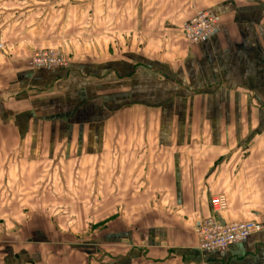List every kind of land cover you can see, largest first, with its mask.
<instances>
[{
	"label": "crops",
	"instance_id": "1",
	"mask_svg": "<svg viewBox=\"0 0 264 264\" xmlns=\"http://www.w3.org/2000/svg\"><path fill=\"white\" fill-rule=\"evenodd\" d=\"M199 11L219 32L189 45ZM43 49L68 68H32ZM52 164L71 195L48 205ZM215 196L221 225L264 217V0H0L3 264H46L15 241L51 207L102 209L116 229L96 253L65 249L66 264H264V233L197 248Z\"/></svg>",
	"mask_w": 264,
	"mask_h": 264
},
{
	"label": "rangeland",
	"instance_id": "2",
	"mask_svg": "<svg viewBox=\"0 0 264 264\" xmlns=\"http://www.w3.org/2000/svg\"><path fill=\"white\" fill-rule=\"evenodd\" d=\"M63 55L66 56L65 54ZM66 57L69 60V64H70L71 63L70 58L68 56ZM30 59H29V63H30ZM49 69H66V68L52 67ZM74 167H76V164L72 166V168ZM76 168L79 169L78 166ZM47 171H48L47 197H48V205H49V204H54V203H49V200H54V199L58 200L60 196L63 195L70 196L71 193L64 194L63 192L64 187L63 185H60V179L58 177L51 176L53 175V173H56L54 164H52L50 169ZM75 173L77 174V171ZM71 176L72 173L69 175L68 179H77V176L73 178H71ZM99 195L100 194H96V193L85 194L86 196L85 201H87V199L92 201L94 200L95 197H96L95 199L101 198L99 197ZM57 204L62 205L61 203H57ZM63 204H68V203H63ZM79 211L66 209L62 207L47 208L46 226H45L46 231L45 228L43 229V231L42 229H40V231H42L40 232V234L35 231H32V235L30 236L31 242L30 243L28 242L26 244H23V241L16 233L15 243L16 244L19 243L18 245H16V252L20 250L22 251L23 249H27L30 250L32 254H34L36 250L39 248L43 249L42 251L46 249L47 253L44 259L46 264H57L58 254L62 256L61 258L65 263L66 260L64 256L66 254L65 249H71L74 247L87 248V246H83V244H90V245L93 244L88 249H92V251H94L95 253L97 250L101 251L103 247L102 246L103 241H100V236L102 235L103 231L108 229L110 231L116 230L111 224L110 225L106 224V222L110 221L112 218L110 220H106L105 222H103V217H105V215H104V210L102 209L95 210L93 212L92 209L79 210ZM106 212H107L106 214H113L112 210L110 211L107 210ZM19 231L17 232L19 233ZM37 235L39 238L35 240ZM100 254L102 253L100 252ZM26 259H30V257ZM0 264H3V262L0 261Z\"/></svg>",
	"mask_w": 264,
	"mask_h": 264
},
{
	"label": "built area",
	"instance_id": "3",
	"mask_svg": "<svg viewBox=\"0 0 264 264\" xmlns=\"http://www.w3.org/2000/svg\"><path fill=\"white\" fill-rule=\"evenodd\" d=\"M218 32V19L210 11L196 12L181 28V35L189 45L204 42ZM30 65L34 69L67 68L69 60L57 50L43 49L32 54ZM210 205L213 215L195 225L197 248L200 251H224L234 244L245 242L253 234L264 233V217L254 221L221 225L216 221L215 214L224 210L225 200L215 196L210 199Z\"/></svg>",
	"mask_w": 264,
	"mask_h": 264
}]
</instances>
